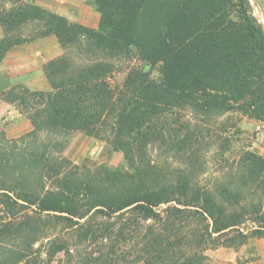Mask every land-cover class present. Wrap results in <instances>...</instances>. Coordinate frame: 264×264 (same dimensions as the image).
Segmentation results:
<instances>
[{"label": "trees", "instance_id": "1", "mask_svg": "<svg viewBox=\"0 0 264 264\" xmlns=\"http://www.w3.org/2000/svg\"><path fill=\"white\" fill-rule=\"evenodd\" d=\"M87 1L97 29L0 0V62L51 35L63 49L47 65L51 91L3 95L33 130L0 134V264H51L61 252L70 264H210L208 250L250 238L239 231L246 220L263 235L264 158L246 151L202 185L207 163L194 132L158 128L183 109L264 121V29L250 0ZM133 53L160 81L134 68L113 88L114 60ZM76 132L107 139L122 165H74L62 154ZM163 145L168 153L158 154Z\"/></svg>", "mask_w": 264, "mask_h": 264}, {"label": "rangeland", "instance_id": "2", "mask_svg": "<svg viewBox=\"0 0 264 264\" xmlns=\"http://www.w3.org/2000/svg\"><path fill=\"white\" fill-rule=\"evenodd\" d=\"M250 3L253 8V15L258 19L264 29V5L262 0H250ZM62 54L63 49L61 55ZM113 63L109 81L115 89L123 86L127 73L130 69L134 68H139L143 72L150 74V78L154 81L158 82L161 79L157 68L141 61L134 53L129 59H117L114 60ZM19 88L24 87L18 86L12 88L8 92L2 93L1 99L7 101L3 98V95H8L13 90H16L17 92ZM11 104H13L19 111V108L15 103ZM19 112L21 113V111ZM21 114L29 120L26 114ZM5 125L6 124H1V126ZM178 125L181 126V129L184 128L189 132H194L196 136L195 138L201 143L200 148L202 153L205 154V161L207 163L206 174L200 179L202 185L213 183L217 176H220V171L222 169L226 168V166L232 161L237 160L240 155L246 151L258 153L264 158V121L260 119L251 118L235 111L227 113L219 118L207 119L194 115L190 109H183L176 112L173 116H168L164 126L163 124H160L158 128L164 133L173 131ZM1 133L5 134L2 129H0V134ZM25 134L26 133L18 137H9L6 134L5 135L10 139H17ZM168 149V145H163L158 148L157 153H164V151H167L168 153ZM62 155L73 162L74 165L88 170H95L98 167L115 169L122 165L124 159L122 152L117 151L113 144L107 139L94 138L83 132H76L73 134L70 144L64 150ZM161 158L165 159L166 157L161 156ZM170 162L174 165H177L178 163L176 160L174 161L171 159ZM5 218L6 212L3 205L0 203V223L2 222L1 220ZM256 230L257 225L251 220H246L243 223V226L240 227L239 231L247 234L250 238L241 246L219 247L213 250H208L206 255L209 258V263L264 264V234L261 236H255ZM234 234L235 233H226L222 236V240H225ZM44 244H46V241ZM38 246H40V244L36 245V247ZM46 249L47 248L45 247L43 252H45ZM41 258L46 260L45 256ZM45 263L47 262L45 261ZM51 264H70L69 256L64 252H61L57 254ZM133 264L144 263L142 261H136Z\"/></svg>", "mask_w": 264, "mask_h": 264}, {"label": "crops", "instance_id": "3", "mask_svg": "<svg viewBox=\"0 0 264 264\" xmlns=\"http://www.w3.org/2000/svg\"><path fill=\"white\" fill-rule=\"evenodd\" d=\"M66 17L71 22L97 29L100 14L87 0H23ZM4 31L0 27V40ZM62 48L54 36L37 39L14 46L0 62V129L9 137H18L33 129L31 122L16 107L1 99V94L23 86L30 91L48 92V63L60 56ZM9 125H8V124ZM1 124H6L1 126Z\"/></svg>", "mask_w": 264, "mask_h": 264}, {"label": "water", "instance_id": "4", "mask_svg": "<svg viewBox=\"0 0 264 264\" xmlns=\"http://www.w3.org/2000/svg\"><path fill=\"white\" fill-rule=\"evenodd\" d=\"M262 2H263V5H264V0H262Z\"/></svg>", "mask_w": 264, "mask_h": 264}]
</instances>
